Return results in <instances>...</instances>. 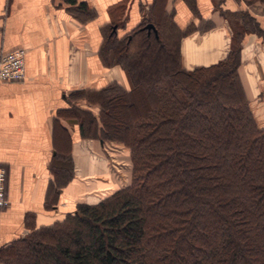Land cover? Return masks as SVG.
Instances as JSON below:
<instances>
[{
    "label": "trees",
    "instance_id": "obj_1",
    "mask_svg": "<svg viewBox=\"0 0 264 264\" xmlns=\"http://www.w3.org/2000/svg\"><path fill=\"white\" fill-rule=\"evenodd\" d=\"M111 29L100 49L110 65L123 63L126 84L84 90L99 111L67 115L82 137L130 149L131 183L1 247L0 264H264V124L239 81V46L188 69L179 41L174 49L143 29L130 57L129 38Z\"/></svg>",
    "mask_w": 264,
    "mask_h": 264
},
{
    "label": "crops",
    "instance_id": "obj_2",
    "mask_svg": "<svg viewBox=\"0 0 264 264\" xmlns=\"http://www.w3.org/2000/svg\"><path fill=\"white\" fill-rule=\"evenodd\" d=\"M84 1L95 18L82 24L71 10L75 7L64 0H0V54L26 49L25 78L0 81V165L7 171L9 199L8 206L0 208V248L73 211L81 202L79 193L98 179L110 183L101 139L82 137L79 122L67 110L83 107L74 95L79 89H101L115 80V72L116 80L125 82L120 69L105 68L99 59L103 26H116L118 37L131 33L142 24L144 8H153L157 0ZM214 1L194 0L195 17L185 0H160L159 12L175 29L194 25L179 40L185 68L226 58L231 29L218 8L235 12L228 4L237 1L264 30L262 6L217 0V8ZM203 23L210 26L198 29ZM237 72L260 122L257 101L260 95L264 98V40L252 32L244 34ZM65 162L70 163L69 179L58 191L56 179L65 176Z\"/></svg>",
    "mask_w": 264,
    "mask_h": 264
},
{
    "label": "rangeland",
    "instance_id": "obj_3",
    "mask_svg": "<svg viewBox=\"0 0 264 264\" xmlns=\"http://www.w3.org/2000/svg\"><path fill=\"white\" fill-rule=\"evenodd\" d=\"M190 6L191 8H193V16L196 17L197 12L194 10V0H185ZM246 5L251 6V7H258L260 8V6H262L261 8L264 10V2L260 1V0H242ZM219 1L215 0L214 1V5L218 8V3ZM120 5V4H118ZM162 3H160V0H157L156 4L154 5L153 8H150L151 5L146 6L144 8V20H142V24L138 25V27L132 31L131 33H128L126 35H123L121 37H118L116 35V26L114 27V29H111V32L113 31L115 36V40H122L124 38H129V42L130 43V48L128 50V55L131 57L133 56L138 49V46L140 45V40L141 37L140 36H135L138 32H143V29H147V32H151L153 31V33L155 34L156 37H160L162 39H165V41L169 42V40H171L170 43L172 45V47L174 49L177 48V42L179 41L180 35L183 33V31H190L192 30L194 27V25H189L186 29L181 30L179 28L176 27V29L174 28L175 24L172 22L171 19L166 18V15H161L160 11V7H161ZM229 7H231V9L235 12L232 11H222L218 8V10L220 11V13L223 15V17L227 18V23L229 25V29H231L230 31V50L233 49L236 45L239 46L240 50H241V44L243 42L244 39V34L246 32H252L253 34H256L258 37L262 38L264 40V36L260 35L259 33L256 32V30H253L251 27L253 26V23L255 22V20H253V22H248L247 20H243V18H241V14L242 11L243 12H248L246 9H243L240 7V5L238 4V2L234 1L228 4ZM67 8H70L69 6H67ZM73 9V12L75 13L74 15L76 20L82 24H84L85 22H88L92 19L95 18V16L93 15L94 13H91L89 11V9L84 12L81 11L79 8H71V10ZM121 13V10L119 9V12ZM221 15V16H222ZM162 17V19L160 20V18ZM256 24H258V26L260 27L259 23L257 22ZM149 25H153V27L155 28L156 31L153 30L152 27H149ZM210 25L207 23H203L202 25L200 24V26L198 27V29H205L207 27H209ZM103 30L101 33V44L103 42L104 36H105V32H106V25L103 26ZM109 32V31H108ZM264 32V30H263ZM110 33V32H109ZM134 35V37H133ZM160 38V39H161ZM101 44L98 48V56L100 61L102 62L103 66L105 68H111L113 67L114 69H120L121 72H123V77H124V84H126L127 81V76L125 71L123 70V67L121 63L118 64H113L110 65L109 63H107V61L104 58L103 55V51L102 49H100ZM8 51V50H7ZM179 51V50H178ZM228 52V54H229ZM227 54V56H228ZM226 56V57H227ZM225 59V58H224ZM109 62H110V58H108ZM220 61V60H219ZM201 66V65H198ZM196 67V66H194ZM193 68V67H192ZM189 69V68H188ZM115 80L112 83H120L122 84V81L116 80L117 77V73L115 72ZM111 84V83H110ZM85 89H79L75 92V98H77L79 100L80 103H78L79 105H83L84 108L87 107V109H91L95 112H97V110L99 109V107L97 106V100H95V98H90L88 96L85 95V93H82ZM261 96V95H260ZM258 97V101H257V110L260 112V123L264 124V98L262 97ZM90 102V103H89ZM78 107V106H77ZM99 111V110H98ZM72 116V115H71ZM77 116H80V114H78ZM78 119V118H77ZM80 119V117H79ZM99 139V138H98ZM101 150H102V155L106 156V159L108 160V164L110 167L109 170V174H107L106 176H110L111 180L109 179L108 181H100L102 179H98L97 181L93 182L92 185L85 190V191H81L78 195V200H80L81 202H85V203H97L98 201H100L103 197H105L106 195H108V193H110L111 191L117 189V188H121V187H125L128 186L131 183L132 180V163H131V154H130V149L124 145H122L121 143H118L116 141H111L108 139L105 140H101ZM66 163V173H65V179L69 178V173H68V169L70 166V163L65 162ZM112 171H114V173H116L119 176V179L113 177ZM61 181V180H60ZM92 187V188H91ZM80 203V202H79ZM71 212V211H69ZM65 216V214L60 218L63 219Z\"/></svg>",
    "mask_w": 264,
    "mask_h": 264
},
{
    "label": "built area",
    "instance_id": "obj_4",
    "mask_svg": "<svg viewBox=\"0 0 264 264\" xmlns=\"http://www.w3.org/2000/svg\"><path fill=\"white\" fill-rule=\"evenodd\" d=\"M26 49L16 47L0 54V81H22L25 78ZM5 167L0 165V208H6L9 199L6 194Z\"/></svg>",
    "mask_w": 264,
    "mask_h": 264
},
{
    "label": "water",
    "instance_id": "obj_5",
    "mask_svg": "<svg viewBox=\"0 0 264 264\" xmlns=\"http://www.w3.org/2000/svg\"><path fill=\"white\" fill-rule=\"evenodd\" d=\"M149 27H152V28H153V30H154V31H156V30H155V28L153 27V25H149Z\"/></svg>",
    "mask_w": 264,
    "mask_h": 264
}]
</instances>
